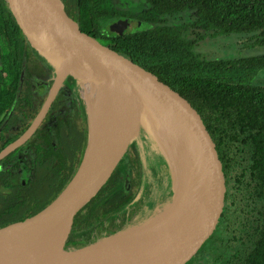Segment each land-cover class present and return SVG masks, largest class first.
I'll list each match as a JSON object with an SVG mask.
<instances>
[{"label": "trees", "instance_id": "16d2710c", "mask_svg": "<svg viewBox=\"0 0 264 264\" xmlns=\"http://www.w3.org/2000/svg\"><path fill=\"white\" fill-rule=\"evenodd\" d=\"M62 1L83 25L95 33L102 32L116 21L130 20L144 26L140 31L123 35L113 32L108 36L109 41L142 68L173 86L202 112L232 167L230 153L237 155L239 172L235 175V184L242 202L233 211L231 219L234 213L239 218L241 211L245 214L258 212L260 218L251 229L256 230L255 235L247 236L248 242L243 243L246 246L242 250L234 251L235 243H228L229 235L225 231L231 219L215 245L221 242L228 247L230 256L226 264H264V86L257 80L264 73V0H144L146 6L139 5V0ZM186 12L195 18L189 25L166 24V17ZM193 27L206 34H201L198 39L189 38L187 30ZM232 34L244 39V49L261 52L249 57L208 60L195 51L199 40ZM35 52L8 2L0 0V152L28 129L30 118L34 117L25 115L23 109V100L32 97L29 82L34 75L53 80L54 73L50 75L35 57ZM68 78L77 83L82 96L84 89L80 79ZM82 100L84 126L80 142L72 145L70 139L74 138L76 131L74 129L75 133H72V128L59 116L56 120L62 124V129L66 128V133L57 135L60 145L57 157L50 161L52 150L47 153L54 169L47 174V179H38L40 185H34L32 197L19 200V193L16 195L17 191L10 188L18 186L21 191L26 188L17 183L13 173L0 171V228L37 214L53 201L76 172L89 142V114L86 102ZM51 121L54 119H47L45 126ZM52 140L53 136L44 132L37 133L31 142L37 145ZM138 151L130 155L137 170L133 192L126 193L125 198L121 194L110 197L107 191L113 174L79 216L68 241L69 249L85 247L124 228L118 227L116 214L125 217L131 209L129 205L137 197L141 173L145 171L144 159ZM15 161L16 152L0 162V166L6 167ZM45 167L49 170L48 165ZM48 188L53 191L41 200L40 194ZM121 193L125 195L124 191ZM137 209H133L130 215H135ZM105 220H109V228L117 229H107L104 234Z\"/></svg>", "mask_w": 264, "mask_h": 264}, {"label": "water", "instance_id": "95a60500", "mask_svg": "<svg viewBox=\"0 0 264 264\" xmlns=\"http://www.w3.org/2000/svg\"><path fill=\"white\" fill-rule=\"evenodd\" d=\"M6 1L31 46L56 66V77L42 111L19 139L0 152V162L34 134L58 89L68 77L79 78L80 84L84 85L85 75L72 73L90 72L91 79L104 88L106 101L99 110V118L94 126L89 116L87 149L79 167L63 190L37 214L0 228V235L12 233L11 237H0V264H34L36 257L53 262V257L58 252L56 249L49 251L46 246L48 240L57 232L62 235L65 254L92 249L103 250L108 247L119 248L124 244L125 238L140 232L146 224L163 216L181 194L188 181V173L182 167L184 155L194 165L200 192L191 218L158 246L112 264H196L212 249L226 228L235 208L237 194L234 167L202 112L173 86L142 68L113 45L105 32L95 33L83 25L62 0ZM119 23L122 26L114 32L122 35L144 28L135 21L123 20ZM61 54L77 58L87 66L71 70V64H68L60 74ZM108 82L113 87L109 92ZM84 93H88L86 87ZM118 100L130 108V127L94 141L102 111ZM157 119L167 125L175 136L181 155L184 181L175 189L169 204L155 215L160 214L156 218L153 215L140 219L134 226L112 236L82 248L69 249L68 241L79 216L111 179L124 158L137 146L144 153L140 144L147 134L157 147V142L151 135ZM92 180L93 187L90 192H86V186ZM139 194L134 202L139 200Z\"/></svg>", "mask_w": 264, "mask_h": 264}, {"label": "flooded vegetation", "instance_id": "af4514ba", "mask_svg": "<svg viewBox=\"0 0 264 264\" xmlns=\"http://www.w3.org/2000/svg\"><path fill=\"white\" fill-rule=\"evenodd\" d=\"M193 31H194V33L196 31L199 32L196 37H190V33H193ZM187 34H188L189 38L198 39L201 36V34H206V33L204 31H202L201 29L193 27V28L187 30ZM220 37H224V36H219L216 38H208L207 37L203 40H199V45L196 47V49L198 47H200L206 41L215 40V39H218ZM196 49H195V51H196ZM244 50L253 51L250 49H244ZM197 54L201 55L202 58H205L208 60H219V59H210L207 57L206 54H201L198 52H197ZM239 57H242V56H239ZM239 57H236V58H239ZM244 57H246V56H244ZM247 57H249V56H247ZM221 59H230V58H221ZM37 60L40 61L38 58H37ZM41 64H42V62H41ZM42 66H43V64H42ZM43 67L50 73V75L53 73V72H50V70L47 67H45V66H43ZM52 76H53V80H44L42 78H40L41 80H36L35 77H38V76L34 75V81L32 80L31 82H29V85L31 86L30 93L32 94V97L23 100V104L25 105V107L23 109H24L25 115L30 114V115H34V117L30 118V125H29L28 129L32 126L33 122L36 120L37 116L40 114L45 103L47 102V100L49 98V95H50V93L53 89V86L55 84V77H56L55 73H54V75L52 74ZM257 80H258V83L261 84V86H264V73H261V75H259L257 77ZM76 84L77 83L74 82L73 80H71L70 78H67L63 82V84L58 89L55 98L53 99V101L49 105L42 122L37 127L34 134L26 142H24L18 149H16V151L13 152V153L16 152V160L17 161H15L14 163L7 164L6 167H4L3 165L0 166V171H3V172L9 171V174L13 173V175H16V177H17V183H20L22 186H24V188H26L25 191H21L18 186L10 188L11 190L15 189L17 191L16 195H18V193H19V195H18L20 197L19 200L23 201V200H27L30 197H32L33 191H34V185L35 184L40 185L39 183H37L38 179H40V178L41 179H44V178L47 179L48 178L47 174L50 173L51 171H53V169H54V167H53V165H51L50 161H52L51 159L53 157H57L56 154L60 150L59 149L60 145H59V142L57 140V135L59 133H62V132L66 133V128L62 129L61 128L62 124L57 122V120H56L59 116H61L64 119L65 124H68L69 127L72 128V130H73L72 133H75V131H76V134H74V138L70 139L72 145L80 142V137L82 135V130H83V126H84V112L82 109L83 100H82V97L79 93V89H78ZM47 89H49V91H47ZM81 101H82V103H81ZM47 119L48 120L54 119V121H51V123H48L49 124L48 126H45V125H47V124H45V121ZM74 129H75V131H74ZM44 132H47V134L53 136V140H52L53 142H51V143L41 142V144H37V145L33 144L31 142L32 138L35 135H37V133L41 134ZM75 138H76V140H75ZM135 148L127 155L128 157L127 156L125 157L126 159H129V161H128L129 170L128 171L122 170V164L126 160L125 158L120 163V165L117 167V169L114 173V178H113L111 184L109 185V189L107 191V193H109L110 197L114 196L116 194H121L123 196L122 198H125L127 196L126 193L127 194L132 193L133 190L135 189L134 188V178H135V176H137V170L133 167L131 157H130L131 153H134L135 150H137ZM51 150H52V157L50 158V161H49V159L47 157V153ZM38 153H40L41 155L39 156ZM230 155L233 159V166L235 168V175H236L239 172V167H237V165H236V163H238V157L234 153H230ZM46 165L49 166V170H47L46 167L44 168V166H46ZM66 169H67V166H66ZM139 181H140V185H139V188L137 190L136 195H138L139 193H141V195H143V193L147 190V187L149 185L148 184L149 180H148V178L146 176V172L144 170L141 173V177H140ZM48 182H50V181H48ZM236 189L238 192L236 194V206L234 208V211L236 209H238L237 205L242 202L241 201L242 195H239V189L237 188V185H236ZM51 191H53V188H48L46 192L40 194V197H41L40 199L44 200L43 198H46L48 195H50ZM123 191H124L125 195L123 193H121ZM18 196H15V197L18 198ZM104 197H106V195ZM138 203L141 204V202H139V200L137 202L133 201V203H131L129 205V207H132ZM238 212L239 211H237V213ZM130 213H133V212L129 208V211L127 212L125 217H122V215L120 217V216H118L119 214H116V223L119 224L118 227H122V226L124 227L122 230L129 228V227H132L136 223V220H137L136 214L130 215ZM234 214L235 215L231 219V223L229 224L225 233L226 234L228 233V235H229V237L227 238L229 241L228 242L229 245L235 243L233 246V250L237 251L239 249L242 250L246 246L243 243L248 242L247 236L249 237L250 235H252V236L255 235L256 230H252V231L249 230V228H247V226H246L247 223L252 220V222L254 224V223L259 221L260 217L258 218V216H259L258 212L245 214V212L241 211V213L240 212L238 213L240 215L239 218L236 216V213H234ZM144 218H146V215L143 216V219ZM108 221L109 220H105V222H106L105 229L106 230L104 231V234H106L108 232L107 229L108 230L109 229H117V227H110L109 228L110 223H108ZM122 230H120V231H122ZM120 231H117L116 233H118ZM116 233H114V234H116ZM114 234H112V235H114ZM112 235H109V236H112ZM236 240H238V241H236ZM220 243L221 242H219L217 245H215L213 247V249L210 251V253H208L205 257H203L196 264H226V260L228 259V255H229V253L227 252L228 247L226 248L224 244H220ZM230 247L231 246H229V248ZM231 250H232V247H231Z\"/></svg>", "mask_w": 264, "mask_h": 264}, {"label": "rangeland", "instance_id": "374dc122", "mask_svg": "<svg viewBox=\"0 0 264 264\" xmlns=\"http://www.w3.org/2000/svg\"><path fill=\"white\" fill-rule=\"evenodd\" d=\"M138 3L141 6H146L144 0H139ZM194 19L195 18L193 17L192 13L186 12L182 13L181 15L166 17V24L189 25V23H191ZM119 22L121 21H116L109 24L102 31L105 32L108 36L111 35L114 31H117L119 27L122 26V23ZM198 33L199 32L197 31L195 33L193 31V33H190V37H196ZM243 40V38L241 39L239 36L232 34L229 36L220 37L215 40H208L200 47H198L196 51L201 54H206L210 59L235 58L239 56L247 57L259 54L261 52V50H244ZM35 56L40 60V62H42L43 66L47 67L50 72H53L56 75V66L52 65L48 59L43 57L37 51L35 52ZM77 74L85 75V83L83 86L86 87L88 93H84L81 97L86 100V103L88 105V113L90 118L92 119L94 126V123H97L96 121H98L99 118V110L106 101L104 99V88L98 85L95 80L93 81L91 79L92 76L90 72L85 73L82 71H78L72 73V75ZM35 79L41 80L39 77H35ZM47 91H49V89H47ZM151 135L155 138L157 147L155 146L149 134H147L140 144L143 147L144 153L138 151L139 156L144 159L145 172L149 180V185L143 195L139 194V202H141V204L138 203L131 207V210L135 209L136 207L139 208L137 209L136 213V222L140 221V219H143L144 215H146V217H151L153 215L155 216L160 210H163L165 206L169 204L175 192V189H178L179 186H181V183L184 181L183 172L181 169V155L179 144L175 136L170 132L168 126L159 119L155 120ZM139 147L140 146H137L135 149L139 150ZM128 161L129 159H126L123 162V171L129 170ZM167 162L169 163L170 168L167 167ZM170 176L172 177V179ZM159 215L160 214H158L154 218L158 217ZM246 226L247 228H249V230H251L255 225L251 220L247 223ZM55 237H57L58 242L63 241L62 235L57 232L52 238L48 240L47 243L53 242V240H55ZM59 237L61 238L58 239Z\"/></svg>", "mask_w": 264, "mask_h": 264}, {"label": "bare ground", "instance_id": "6f19581e", "mask_svg": "<svg viewBox=\"0 0 264 264\" xmlns=\"http://www.w3.org/2000/svg\"><path fill=\"white\" fill-rule=\"evenodd\" d=\"M68 64H71V70H77L87 66L86 63H83L77 58L61 54L59 65L60 74L64 72V67ZM107 85V91H112L113 87L110 86L111 84L108 82ZM130 125V108L128 105L122 104L118 100V102L113 105L109 104L102 111L101 120L94 141L102 139L112 132L130 127ZM182 167L184 172L188 173V181L169 210L163 216L146 224L147 226L145 225L146 227L143 230H140V232L125 238L124 244L119 248L113 249L108 247L103 250L92 249L83 252L65 254V245L63 244V241L58 242L57 237H55V240L51 243H47L46 246L47 250L50 251L56 249L58 252V254L53 257V262L41 260L40 257H36L37 259L35 258L36 260H33L34 264H112L135 257L158 246L173 236L187 223L199 201L200 192L197 186L196 174L194 171L195 168L190 158L186 155H184ZM93 184V180L88 182L86 192L91 191ZM11 236L12 233L10 232L0 235V237Z\"/></svg>", "mask_w": 264, "mask_h": 264}]
</instances>
